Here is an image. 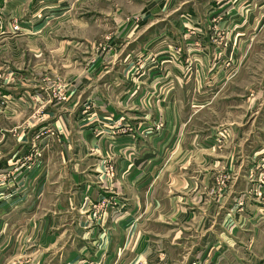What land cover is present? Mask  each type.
I'll list each match as a JSON object with an SVG mask.
<instances>
[{
  "label": "crops",
  "instance_id": "crops-1",
  "mask_svg": "<svg viewBox=\"0 0 264 264\" xmlns=\"http://www.w3.org/2000/svg\"><path fill=\"white\" fill-rule=\"evenodd\" d=\"M121 12L0 0V264H264V0Z\"/></svg>",
  "mask_w": 264,
  "mask_h": 264
},
{
  "label": "rangeland",
  "instance_id": "rangeland-1",
  "mask_svg": "<svg viewBox=\"0 0 264 264\" xmlns=\"http://www.w3.org/2000/svg\"><path fill=\"white\" fill-rule=\"evenodd\" d=\"M156 0H110V4L112 5V9L113 10H122L121 13L117 14V13H113L111 14L113 17L115 18H130V19H134L136 20H140L141 18V12L146 8V4L148 3H152L155 2ZM95 8L97 10H103L104 8V3L101 2L100 4H95ZM228 15H230V13L228 12H224V15L222 16H218L215 17L213 19V22H215L216 24L219 23L220 21H224L225 17H227ZM75 16H79V14H76ZM104 16V14H103ZM97 19H102V17L100 15H96ZM105 37V35L103 36ZM224 45V44H223ZM252 52H254L255 54V59H253L254 61H252L251 63V76H247L245 75L241 84H245L247 86V83H256L258 81L262 80V75L264 76V27L261 29L258 38L256 39V41L254 42V46L251 50ZM149 58V57H147ZM144 66L143 68L146 69V67L150 66V64H152L153 66L156 64L155 60H153L152 58L148 59L146 61L145 58V62H144ZM142 68V69H143ZM260 83V82H259ZM226 133L225 131H221L218 133V136H222L225 138ZM226 138L224 139V142L222 145H224L226 143ZM220 145V146H222ZM109 173H113V169L109 168ZM262 184L264 185V176H263V180H262ZM260 186V185H259ZM255 190V195L259 198V199H264V186L263 187H259ZM15 264H22L21 261H16Z\"/></svg>",
  "mask_w": 264,
  "mask_h": 264
},
{
  "label": "built area",
  "instance_id": "built-area-1",
  "mask_svg": "<svg viewBox=\"0 0 264 264\" xmlns=\"http://www.w3.org/2000/svg\"><path fill=\"white\" fill-rule=\"evenodd\" d=\"M13 29H14V31H20V27L18 26V24L15 25ZM224 139H225V138L222 137V136H217V137L215 138V140H214V144H215L216 146H220V145L223 144Z\"/></svg>",
  "mask_w": 264,
  "mask_h": 264
}]
</instances>
